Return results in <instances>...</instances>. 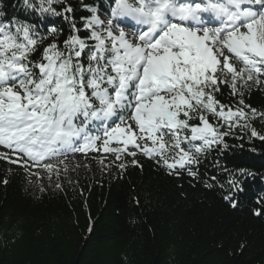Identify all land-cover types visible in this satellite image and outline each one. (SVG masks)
<instances>
[{"label": "trees", "instance_id": "trees-1", "mask_svg": "<svg viewBox=\"0 0 264 264\" xmlns=\"http://www.w3.org/2000/svg\"><path fill=\"white\" fill-rule=\"evenodd\" d=\"M120 1L0 0L23 73L0 92L43 87L76 138L40 158L0 143V264H264V61L223 49L205 83L179 81L174 128L144 131L138 81L121 95L117 43L91 22Z\"/></svg>", "mask_w": 264, "mask_h": 264}, {"label": "rangeland", "instance_id": "rangeland-1", "mask_svg": "<svg viewBox=\"0 0 264 264\" xmlns=\"http://www.w3.org/2000/svg\"><path fill=\"white\" fill-rule=\"evenodd\" d=\"M222 1L225 8L211 4L210 10L203 12L201 6L194 7L200 17L205 14L211 18L210 24L203 20L201 24H178L176 18L180 19L187 6L182 7L183 2H180L181 7L175 9V0H133L132 5L121 1L111 21L100 16L91 20L102 23V32L117 43L115 72L121 95L126 93L131 80L138 81L135 118L144 131L150 133L154 125H161L163 119L170 128H174L176 105L173 98L180 102L177 97L179 81L205 83L208 70L213 68L223 49L243 63H254L245 53L264 61V0ZM217 8L228 20H241L240 25L228 32L225 19L218 18ZM256 11L259 14L254 16ZM160 15L166 17V24L156 36H151L149 22ZM130 20L141 25L130 24ZM10 48L12 46L5 33L0 31V73L3 76L0 77V87L11 80H18L23 74L16 60H6L11 57V53L8 55ZM60 92L63 96L57 115L66 106H72L74 101L64 87L60 88ZM29 96L32 102L26 103ZM47 98V91L41 86L35 94L26 93L22 98L0 92V143L23 150L33 158H40L75 140L73 131L65 130L59 122L48 120L50 101ZM21 109L25 110L24 114ZM209 132L203 127L197 137L205 139Z\"/></svg>", "mask_w": 264, "mask_h": 264}, {"label": "water", "instance_id": "water-1", "mask_svg": "<svg viewBox=\"0 0 264 264\" xmlns=\"http://www.w3.org/2000/svg\"><path fill=\"white\" fill-rule=\"evenodd\" d=\"M0 76L3 77L1 74H0ZM24 111H25L24 109H21L22 114H24Z\"/></svg>", "mask_w": 264, "mask_h": 264}, {"label": "bare ground", "instance_id": "bare-ground-1", "mask_svg": "<svg viewBox=\"0 0 264 264\" xmlns=\"http://www.w3.org/2000/svg\"><path fill=\"white\" fill-rule=\"evenodd\" d=\"M185 11H186V10H185ZM183 13H184V12H183ZM178 15H179V14H178ZM177 19H178V16H177ZM177 19H176V20H177ZM233 22H235V23H236V22H237V21H236V19H235V20H233Z\"/></svg>", "mask_w": 264, "mask_h": 264}]
</instances>
